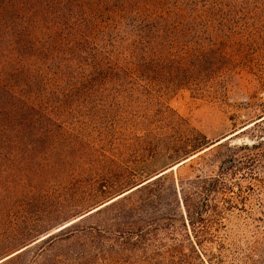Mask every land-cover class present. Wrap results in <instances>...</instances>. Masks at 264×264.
<instances>
[{
	"label": "trees",
	"instance_id": "obj_1",
	"mask_svg": "<svg viewBox=\"0 0 264 264\" xmlns=\"http://www.w3.org/2000/svg\"><path fill=\"white\" fill-rule=\"evenodd\" d=\"M231 5L219 0H0V196L17 191V196L48 202L59 192L67 208L51 220L52 226L61 221L66 226L38 242L71 241L67 256L78 262L92 249L146 252L149 240L162 231L194 226V196L202 194L204 203L217 191L222 173L177 183L171 167L161 170L156 161L160 155L167 164L190 160L209 150L206 136L183 139L180 146L171 139L126 140V149L137 156L143 157L139 151L146 147L151 154L140 171L113 181L109 173L123 168L127 156L115 158L114 150L82 133L87 125H80L79 110L83 107L89 117L93 110L114 112L110 125L123 138L162 137L167 122L176 115L184 119L164 91L185 86L210 95L227 89L242 77L235 55L264 52L256 42L264 31V14L259 15L264 0ZM72 109L80 117L74 121ZM153 119L148 132L146 122ZM104 214L101 224L82 225ZM189 235L188 245L194 247ZM3 251L0 245V256ZM22 251L0 257L5 259L0 264ZM152 259L147 257L149 263Z\"/></svg>",
	"mask_w": 264,
	"mask_h": 264
},
{
	"label": "rangeland",
	"instance_id": "obj_2",
	"mask_svg": "<svg viewBox=\"0 0 264 264\" xmlns=\"http://www.w3.org/2000/svg\"><path fill=\"white\" fill-rule=\"evenodd\" d=\"M219 1L227 8H232L231 4L236 8L244 2H263ZM260 13L263 16L264 13ZM256 42L264 47V31L256 37ZM260 54L235 55L241 63L242 77L227 89L214 90L210 95H201L185 86L164 91L167 103L184 119L176 115L174 120L167 122L163 129L167 133L162 137L139 138L135 135L134 138H123L116 127L110 125L114 112L98 109L90 111L89 117L85 116L83 107V113L79 110V114H83L78 120L80 125H83L81 122L87 125L83 126L82 133H90L88 138H94L99 146L114 150L115 158L120 159L123 154L127 156L123 168L109 173L113 181L129 177L131 170L140 171L147 161L145 157L151 154L146 147L147 151H139L143 157L137 156L134 150L126 149V140L171 139L180 146L183 139L206 136L211 144L209 150L183 161L185 163L167 164L169 161L162 155L156 161L161 170L171 167L169 170H173L177 183L222 173L217 191L209 194L204 203L202 194L194 196V226L178 225L176 231H162L146 242L149 244L146 252H121L117 248L110 252L108 247L107 252L92 249L77 262L67 256L73 247L71 241L55 238L50 242H38L50 234H57L68 223L51 224L52 218L64 216L67 211L59 192L54 199L45 202L30 195L17 196V191L14 195L2 191L0 245L5 254L0 257L13 256L23 250L7 264H264V52ZM259 82L261 89L250 88ZM77 110H70L73 121L77 120L74 117L78 116ZM151 121L156 124L154 119L146 122L148 132L153 129L149 125ZM136 130L140 132L141 127ZM237 158L241 161L238 162ZM182 210L179 208V212ZM106 215L90 217L82 225L101 224ZM39 228L40 233L35 237L22 239ZM187 234H190L194 247L188 245ZM177 244H181V248L174 250ZM150 255L153 257L151 263L147 261Z\"/></svg>",
	"mask_w": 264,
	"mask_h": 264
},
{
	"label": "water",
	"instance_id": "obj_3",
	"mask_svg": "<svg viewBox=\"0 0 264 264\" xmlns=\"http://www.w3.org/2000/svg\"><path fill=\"white\" fill-rule=\"evenodd\" d=\"M210 147H211V146H210ZM210 147H209V148H210ZM209 148H207V149H209ZM11 256H12V255H11ZM11 256H9V257H11ZM9 257H7V258H9ZM7 258H5V259H7ZM5 259H3V260H5ZM3 260H2V261H3ZM0 262H1V261H0Z\"/></svg>",
	"mask_w": 264,
	"mask_h": 264
}]
</instances>
